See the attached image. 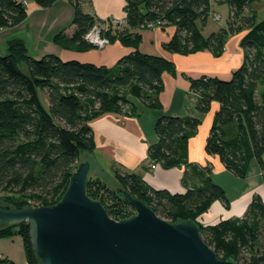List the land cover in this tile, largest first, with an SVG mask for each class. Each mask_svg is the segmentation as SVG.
Returning <instances> with one entry per match:
<instances>
[{
  "label": "trees",
  "instance_id": "1",
  "mask_svg": "<svg viewBox=\"0 0 264 264\" xmlns=\"http://www.w3.org/2000/svg\"><path fill=\"white\" fill-rule=\"evenodd\" d=\"M33 1L49 7L57 0ZM69 1L74 8L72 19L54 34L53 41L64 48H91L84 35L97 19L78 7L80 0ZM215 1L228 6L231 27L204 35L200 25L207 20L211 0H125L124 31L114 32L115 28L109 27L107 35L110 41L117 37L133 50L112 67L64 60L54 53L35 58L23 40H9V51L0 54V189L41 205L54 204L68 186L79 152L95 148L89 120L104 112L136 115L133 100L150 108L160 107L162 73L173 72L174 65L164 57L138 51L139 34L132 30L146 25L174 26L164 44L165 50L173 53L208 49L219 56L229 33L243 32V60L230 78H189V91L198 112L206 113L213 102L218 103L205 152L217 156L226 170L239 177L247 174L255 158L264 182V19L245 12L255 0ZM26 17V6L15 0H0V29L16 26ZM39 91L45 93L46 105ZM199 123L192 115H161L154 128L156 141L147 147L148 166L183 167L182 192L155 189L140 174L115 170L118 188L111 189L99 177L88 176L86 193L98 200L111 218L121 220L133 214V207L119 191L126 190L167 221H194L217 257L234 264H264V202L257 195L241 217L209 225L197 221L215 200L226 202L223 188L209 176V166L188 161L189 140ZM97 190L103 192L100 199L96 198ZM4 205L31 207L12 199ZM14 235L23 238L27 264H40L31 249L28 224L0 226V237ZM0 264L14 263L0 257Z\"/></svg>",
  "mask_w": 264,
  "mask_h": 264
},
{
  "label": "crops",
  "instance_id": "2",
  "mask_svg": "<svg viewBox=\"0 0 264 264\" xmlns=\"http://www.w3.org/2000/svg\"><path fill=\"white\" fill-rule=\"evenodd\" d=\"M90 1L92 5L89 9L92 15L100 19L111 15L109 14L112 13L111 2L107 0ZM214 4H217L216 1L211 0V10L213 11L215 9ZM218 5L227 6L226 4ZM226 10L229 15L228 6ZM249 10H252L251 6L245 9V12ZM72 16H70L69 22ZM9 28H1L0 34ZM132 31L139 34V42L136 46L138 51L143 54L166 58L173 63L174 71L162 73L163 89L158 97L159 108H150L138 100H133L136 115L104 112L88 121L95 141V148L89 151L88 155L81 159V162L85 160L89 162L90 171L93 174L90 177H99L97 175L107 166L113 174L115 170L140 174L143 180L155 189L182 192L185 189L181 181L183 167L164 168L156 165L155 168L151 169L147 165V147L156 141L154 128L158 117L161 115H192L197 117L200 123L196 133L189 140L188 161L199 166L208 165L210 178L223 188L226 196V202L215 200L208 210L197 218V221L202 225H209L221 219L241 217L254 195H257L264 202V182L259 163L255 158L250 161L247 174L244 177H239L226 170L217 156L205 152V139L209 133L218 103L213 102L210 110L206 113L198 112L195 109V97L189 91V78L203 75L220 79L230 78L232 72L240 66L243 60V49L240 47V38L243 32L229 33L225 39L222 53L215 56L208 49L194 53H173L165 50L164 44L174 32V26L171 25L162 27L146 25ZM111 34L113 35V32ZM0 41L2 40L0 39ZM38 42L36 41V44ZM51 46H53L50 47L52 50H47L44 54L54 53L64 60L76 59L82 62L106 65L107 67L115 66L121 56L133 50V47L124 44L117 37L102 49L91 47L76 50L61 47L56 43ZM6 238L12 237H0L2 240L0 251L6 255V257L3 255L1 257L11 260L14 264H26L25 255L23 260H19L13 256L11 248H7L6 243L4 245Z\"/></svg>",
  "mask_w": 264,
  "mask_h": 264
},
{
  "label": "water",
  "instance_id": "3",
  "mask_svg": "<svg viewBox=\"0 0 264 264\" xmlns=\"http://www.w3.org/2000/svg\"><path fill=\"white\" fill-rule=\"evenodd\" d=\"M24 73L29 76L27 67ZM88 161L78 163L52 205L14 209L0 203V226L26 222L40 264H234L217 257L192 220L167 221L143 200L119 189L134 213L111 218L86 193Z\"/></svg>",
  "mask_w": 264,
  "mask_h": 264
},
{
  "label": "rangeland",
  "instance_id": "4",
  "mask_svg": "<svg viewBox=\"0 0 264 264\" xmlns=\"http://www.w3.org/2000/svg\"><path fill=\"white\" fill-rule=\"evenodd\" d=\"M83 1L80 0L81 4H79L78 7L80 9L82 8L83 11L85 12L91 13L89 8L90 5H92V2L90 0H83ZM107 1L112 3V7L110 8L112 10L111 11L112 13H109L111 15L108 17L124 19L125 0H107ZM250 6L253 11L249 10L246 12L247 14H251L250 12H253V14L256 15L255 18L264 19V0L254 1ZM214 7H215L214 11L213 10L210 11L205 24L202 26L200 25V29L204 35H209L212 32L219 33L220 30L222 28H226V26L228 28L231 27L230 15H228L226 10L227 6H219L218 4H214ZM26 10L28 13L27 17L20 24L4 30L0 34V39L2 40L0 41V54H5L9 51V46H8L9 41L6 40H9L11 38H21L25 42L29 54L31 56H34L35 58H40L44 54V52H47V50H52L50 47L53 46L51 45H55V42L53 41V35L68 25L70 16H72L74 12L73 5L70 3L69 0H59L58 2L53 4V6L50 7H41L38 4H36L33 0H28V5L26 6ZM214 13L220 15L221 18L219 21L215 20ZM96 19L99 20L100 18L96 17ZM234 23H236V21H234ZM123 28L124 26L120 28H115L114 32L124 31ZM236 33H240V32H236ZM36 41H39L38 44H36ZM20 59H21V64L24 65V61H22V57H20ZM39 96L43 104L46 105L47 98L45 93L43 91H39ZM88 152L89 151L86 150L85 151L81 150L79 152L74 169L77 167L78 163L81 162V159L84 156L88 155L87 154ZM104 166L106 165L104 164ZM92 175L93 174L91 173V171H89V176ZM97 176H99V178L109 188L116 189L119 187V185L116 183L113 172L110 171L107 166L104 167V170L102 169V171ZM96 192H97L96 198L100 199L102 197L103 192L100 190H97ZM11 199L18 201L20 200L25 201V204L31 207L42 206L41 204L27 198L26 196L18 195L17 193L4 192L3 190L0 189V202H2V204L3 203L5 204V201H9ZM111 208L113 210H118L119 206H111ZM133 213H134V209H133ZM6 237H12V238L9 239L6 238L7 240L4 241V245L6 243V247L9 249L11 248L13 252V256L18 258L19 260H23L25 253L23 254L24 242L22 236L14 235V236H6ZM1 241L2 240H0V243H2ZM2 255L3 257H6V255H4L0 251V256Z\"/></svg>",
  "mask_w": 264,
  "mask_h": 264
},
{
  "label": "built area",
  "instance_id": "5",
  "mask_svg": "<svg viewBox=\"0 0 264 264\" xmlns=\"http://www.w3.org/2000/svg\"><path fill=\"white\" fill-rule=\"evenodd\" d=\"M15 1L21 3L24 6L28 5V0ZM214 18L215 20L219 21L221 17L219 14H214ZM124 25V19H118L115 17H106L104 19L96 20L93 26L85 33L84 39L93 47L102 49L110 42L107 35L109 27L120 28ZM149 166L151 169L155 168L154 163H151Z\"/></svg>",
  "mask_w": 264,
  "mask_h": 264
}]
</instances>
